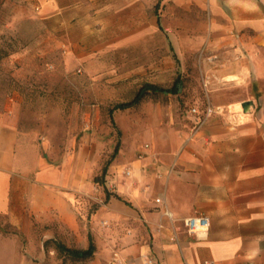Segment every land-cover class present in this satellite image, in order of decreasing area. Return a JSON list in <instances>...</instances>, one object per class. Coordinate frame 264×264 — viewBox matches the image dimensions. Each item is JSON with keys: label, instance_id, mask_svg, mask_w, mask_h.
I'll list each match as a JSON object with an SVG mask.
<instances>
[{"label": "crops", "instance_id": "1", "mask_svg": "<svg viewBox=\"0 0 264 264\" xmlns=\"http://www.w3.org/2000/svg\"><path fill=\"white\" fill-rule=\"evenodd\" d=\"M34 1L37 18L59 22L65 33L74 24L81 25V32L112 31L104 28L110 22L99 16L121 8L133 26L129 31H138L137 0ZM174 1L205 11L204 31L212 36L207 45L216 50L205 64L211 65L207 74L219 81L222 98L215 99L211 90L214 112L193 136L185 109L186 120L178 125L177 137L166 140L163 154L156 155L148 143L140 150L132 163L143 168L146 184L132 180L134 208L113 195L105 199L104 192L103 207L90 218L88 212L79 215L74 203L54 200V187L45 185L54 173L39 170L28 178L24 167L20 169L23 142L14 118L0 110V215L24 232H30L33 216L40 226H49L44 239L56 238L57 224V236L69 246L75 241L73 246L85 248L91 237L94 255L67 258L64 264H113L115 258L140 264L144 255L156 264H264V0ZM244 100L253 102L247 111L241 107ZM164 210L172 213V220ZM196 213L209 217L207 232L199 236L189 235L183 224ZM138 219L148 230V243L117 252L112 241L123 237L126 226L134 230ZM100 221H109V228H102ZM145 238L141 230L133 233V240ZM59 263L62 257L55 250L42 248L31 256L16 248L15 238L0 232V264Z\"/></svg>", "mask_w": 264, "mask_h": 264}, {"label": "rangeland", "instance_id": "2", "mask_svg": "<svg viewBox=\"0 0 264 264\" xmlns=\"http://www.w3.org/2000/svg\"><path fill=\"white\" fill-rule=\"evenodd\" d=\"M137 1V32L129 31L133 26L121 8L99 16L112 31L81 32V25L74 24L65 33L59 22L37 18L34 0H0V110L14 118L23 142L20 169L28 178L39 170L52 171L54 177L45 185L54 187L53 199L74 203L79 215L88 212L90 218L105 203L104 187L94 178L117 139L119 151L108 166L105 185L134 208L132 180L146 184L143 168L132 163L140 150L149 144L156 155L163 154L189 105H210L211 90L215 99L222 98L216 88L220 83L207 74L211 65L205 64L216 51L207 45L212 36L204 31L205 11L196 5L179 7L174 0ZM100 24L94 25L102 28ZM178 75L183 80L179 94L149 93L136 106L113 111V126L109 109L115 103L132 98L144 82L169 86ZM31 220L30 232H24L0 215L3 236L15 238L16 248L32 256L53 244L44 248L49 226ZM109 223L99 222L106 229ZM137 223L112 241L116 251L148 243L144 222ZM53 229L62 240L57 224ZM135 230L143 231L145 240H133Z\"/></svg>", "mask_w": 264, "mask_h": 264}, {"label": "trees", "instance_id": "3", "mask_svg": "<svg viewBox=\"0 0 264 264\" xmlns=\"http://www.w3.org/2000/svg\"><path fill=\"white\" fill-rule=\"evenodd\" d=\"M157 8V4L155 6V9ZM183 88V80L181 76H176L173 80V82L169 86H162L160 84L154 83V82H144L142 83L136 90L135 94L133 95L132 98L125 100V101H120L115 103L110 109H109V115L111 122L113 126L115 127L114 120L112 118V113L116 109H126L129 107L136 106L137 104L140 103V101L143 100V98L148 95L149 93L152 94H178L181 92ZM120 133V131H117ZM119 139H117L115 146L109 155L108 159L105 161L101 168V173L94 178V181L97 182L100 185H103L104 187V192H105V199H108L111 195L121 198L118 194L112 193L108 191L107 186L105 185V176L107 173V169L111 161L114 159L115 155L118 152L119 148ZM90 241L87 247L81 248V247H75V246H69L66 243H64L61 240H58L57 238H47L43 240V246L46 248L50 242H52L53 245H50L53 249L56 251L57 256L60 258L62 257V263H65V260L72 259V260H82V259H87L90 258L94 255L95 251V245L89 237Z\"/></svg>", "mask_w": 264, "mask_h": 264}, {"label": "built area", "instance_id": "4", "mask_svg": "<svg viewBox=\"0 0 264 264\" xmlns=\"http://www.w3.org/2000/svg\"><path fill=\"white\" fill-rule=\"evenodd\" d=\"M186 112L192 120L190 135L193 136L203 127L207 118L214 112V108L211 105H207L205 106L204 110L201 111L197 105H189ZM145 147H147V145ZM140 156L141 154H139V157ZM130 173L131 170L127 169L126 174ZM155 200L156 202H160V198H156ZM164 215L172 220V213L170 211L164 210ZM183 224L186 227L187 233L189 235L199 236L200 234H204L205 232H207L209 227V217L203 213H196L194 215L185 217L183 219ZM171 239H175V237L172 236ZM113 264H128V262L115 258L113 260ZM140 264H156V261L153 257L144 255L143 260ZM207 264L214 263L208 262Z\"/></svg>", "mask_w": 264, "mask_h": 264}, {"label": "water", "instance_id": "5", "mask_svg": "<svg viewBox=\"0 0 264 264\" xmlns=\"http://www.w3.org/2000/svg\"><path fill=\"white\" fill-rule=\"evenodd\" d=\"M253 104L252 100H244L241 102V107L243 111H247L249 109V106Z\"/></svg>", "mask_w": 264, "mask_h": 264}]
</instances>
